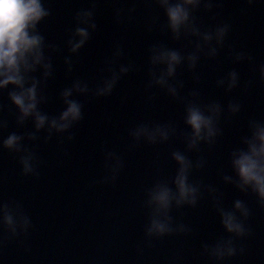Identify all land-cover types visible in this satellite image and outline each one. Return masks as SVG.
Instances as JSON below:
<instances>
[{
    "label": "water",
    "instance_id": "obj_1",
    "mask_svg": "<svg viewBox=\"0 0 264 264\" xmlns=\"http://www.w3.org/2000/svg\"><path fill=\"white\" fill-rule=\"evenodd\" d=\"M88 6V0H46V7L51 8L52 15L39 27L47 40L60 45L63 52L53 56L55 78L49 81L47 89L52 99L42 106L43 110L50 115L59 114L64 108L59 92L70 86L73 79L79 77L94 84L99 76L98 70L104 67V60L118 43L127 54L124 62L131 59L141 70L126 75L109 97L91 100L79 97L85 104V119L74 129L76 139L66 141L63 146L56 137L48 143L38 142L39 155L45 161L39 179L22 176L18 159L7 150H0V198L22 201L35 225L24 245L13 241L0 251V264H170L177 250L185 253L183 264H212L193 254L201 250L203 242L212 243L214 238L227 235L207 196L196 208L185 207L173 212L177 220L193 227V234L156 241L155 246L146 248L143 255L136 248L144 237L146 217L141 207L144 189L152 183L157 167L174 175L176 164L169 154L173 149L184 150L185 145L174 138L164 145L141 144L129 150L128 129L143 121L166 122L169 119L185 127L183 105L159 89L152 90L158 95L149 104V93L145 91L148 46L157 41H163L169 47L181 45L158 31L150 33L146 30L145 21L150 13L142 4L137 6L134 20L117 24L114 5L101 0L97 10L98 31L81 50L79 62L69 77L63 62L64 55H68L67 29L75 25V12ZM124 6L131 7V2ZM215 11L219 12L216 21L211 19L213 13L201 11L198 15L205 25L219 20L229 21L232 31L228 43L234 44L237 50L251 53L257 65L264 63V0H257L252 6L245 0H224L223 8ZM160 15L164 20L162 11ZM227 52V48L221 51L216 71L210 67L215 61L202 60L199 67L201 83L196 84L187 71L181 76L186 82L184 93L198 88L205 100H219L225 107L233 97L243 103L238 115L222 121L224 135L215 148L209 150L202 145L200 154L205 156L207 165L202 171L194 172L193 178L220 188L225 193L226 206L231 207L233 201L240 198L252 210L247 223L253 235L243 241L247 252L226 264H264V209L257 205L253 195L239 192L234 186L225 184L218 175L221 168L231 174L228 154L233 147L239 146L240 137L247 133V121L250 118L264 119V84L259 82L258 73L250 71L247 61L234 64L227 58ZM233 68L240 73L241 88L226 93L216 87L215 81ZM249 78H255L256 82L244 93L243 84ZM0 100L10 103L6 93ZM3 115L9 120V128L2 136L12 131L32 130L30 121L21 128L17 127L13 115L7 111ZM105 142L108 150L117 151L125 161L115 185L93 184L105 175L101 150ZM65 149L68 156L64 155ZM197 155L190 153L193 160Z\"/></svg>",
    "mask_w": 264,
    "mask_h": 264
},
{
    "label": "clouds",
    "instance_id": "obj_2",
    "mask_svg": "<svg viewBox=\"0 0 264 264\" xmlns=\"http://www.w3.org/2000/svg\"><path fill=\"white\" fill-rule=\"evenodd\" d=\"M114 5V19L117 24L135 19L137 6L142 4L150 13L145 21L148 32L158 31L169 36L181 46L169 47L163 41L148 46L147 75L145 91L151 104L157 99L159 89L175 102L183 105V124L180 127L174 119L166 122L143 121L128 129L131 143L129 150L141 144L149 146L164 145L174 138L185 145L184 150L173 149L170 159L175 161L174 175L163 172L157 167L152 183L144 189L141 207L145 213L143 225L144 237L136 245L138 253L143 255L146 248L155 246L154 242L167 237H187L193 234V227L183 220H177L174 211L196 208L205 197H210L212 207L220 217V224L227 235L214 238L212 243L203 242L195 256L206 258L212 264H226L227 261L247 252L244 240L253 235L247 223L252 216L248 203L240 198L232 206L225 205V193L203 179H194L193 174L202 171L207 160L202 145L212 150L224 135L221 126L224 119H231L243 109L240 99H229L225 107L219 100H205L198 88L186 93V82L181 78L184 71L191 73L192 80L199 84L202 73L199 71L202 60L215 61L210 65L216 71L222 50L228 49L227 58L234 64L245 61L253 74L258 73L259 82L264 84V63L257 65L255 57L245 51L237 50L228 39L232 24L227 20L205 25L199 12L213 13L211 19L217 20L223 8L224 0H108ZM131 2V7L124 6ZM252 6L257 0H245ZM89 6L78 9L74 14V27L67 29L66 46L68 55H64L66 75L71 77L75 65L79 62L81 50L98 31L97 10L101 0H88ZM165 19H161L160 12ZM241 11H244L242 9ZM52 15L46 7V0H0V97L6 93L10 103L0 100V150H7L18 159L21 175L39 179L40 168L45 161L39 155V141L48 143L54 137L63 146L65 142L76 139L74 129L85 119V104L79 97L89 100L109 97L119 82L129 73L141 68L131 59L121 44H116L111 55L104 60L95 83L87 79L75 78L70 86L59 92L64 108L57 115H50L42 106L50 102L48 83L55 78L53 56L63 49L49 42L40 30V24ZM75 58V59H74ZM38 73V75H37ZM255 78H249L243 84L242 91L247 93L255 84ZM217 88L232 93L241 88V76L235 69L215 81ZM126 99V98H125ZM123 102V101H122ZM7 111L15 117L17 127L24 128L30 121L32 130L18 133H2L9 128V120L3 115ZM107 119L111 121V116ZM247 133L242 135L239 146L233 147L228 154L231 174L223 168L218 175L223 182L234 186L239 192L256 198L257 205L264 209V119L250 118L247 121ZM43 134V135H42ZM105 175L93 184L115 185L125 167L124 157L115 150H108L107 142L102 147ZM190 153H197L192 159ZM64 155L68 156L67 150ZM32 218L22 201L15 198H0V251L9 243L16 241L21 245L30 238L34 229ZM30 250V249H26ZM185 253L177 250L170 264H183Z\"/></svg>",
    "mask_w": 264,
    "mask_h": 264
}]
</instances>
